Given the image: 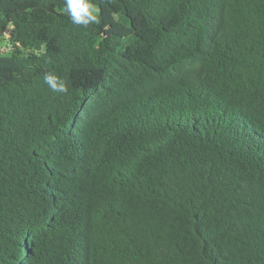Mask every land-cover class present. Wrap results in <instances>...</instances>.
Segmentation results:
<instances>
[{
  "label": "trees",
  "instance_id": "1",
  "mask_svg": "<svg viewBox=\"0 0 264 264\" xmlns=\"http://www.w3.org/2000/svg\"><path fill=\"white\" fill-rule=\"evenodd\" d=\"M91 3L0 0V264H264V0Z\"/></svg>",
  "mask_w": 264,
  "mask_h": 264
},
{
  "label": "clouds",
  "instance_id": "2",
  "mask_svg": "<svg viewBox=\"0 0 264 264\" xmlns=\"http://www.w3.org/2000/svg\"><path fill=\"white\" fill-rule=\"evenodd\" d=\"M66 11L74 24L87 26L98 23L97 9L91 0H66ZM43 81L53 93L68 91L64 80L54 72L46 73Z\"/></svg>",
  "mask_w": 264,
  "mask_h": 264
},
{
  "label": "rangeland",
  "instance_id": "3",
  "mask_svg": "<svg viewBox=\"0 0 264 264\" xmlns=\"http://www.w3.org/2000/svg\"><path fill=\"white\" fill-rule=\"evenodd\" d=\"M4 9H11V6H5V7H3ZM2 8V9H3Z\"/></svg>",
  "mask_w": 264,
  "mask_h": 264
},
{
  "label": "built area",
  "instance_id": "4",
  "mask_svg": "<svg viewBox=\"0 0 264 264\" xmlns=\"http://www.w3.org/2000/svg\"><path fill=\"white\" fill-rule=\"evenodd\" d=\"M2 52L4 51V49L1 50Z\"/></svg>",
  "mask_w": 264,
  "mask_h": 264
}]
</instances>
